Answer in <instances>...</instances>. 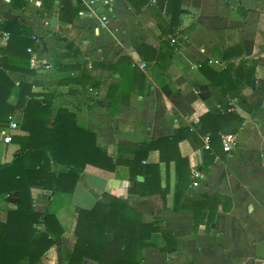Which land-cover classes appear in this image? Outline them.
I'll return each mask as SVG.
<instances>
[{"label": "crops", "instance_id": "1", "mask_svg": "<svg viewBox=\"0 0 264 264\" xmlns=\"http://www.w3.org/2000/svg\"><path fill=\"white\" fill-rule=\"evenodd\" d=\"M26 1L27 6L20 8L11 0H0V22L19 20L34 30L35 43L29 51L33 64L42 67L36 76L9 71L10 77L17 84L38 80L43 86L36 90L53 91L54 108L74 112L81 126L96 133L98 145L120 161L114 172L87 165L69 194L32 188L36 209L54 213L64 230L62 240L36 264H68L77 240L78 209L92 208L98 200H106L105 194L126 201L144 222H156L178 238L177 250L165 253L161 233H153L149 242L154 246L144 249L143 264H264V138H259L264 103L251 115L231 101L245 118L232 155H227L221 140L205 149L204 135L196 130L212 95L201 65L221 70L227 65L223 59L227 48L245 41L253 42L250 58L264 57V0H180V10L178 0H172L173 21L172 13L166 12L168 0L163 7V0H147L141 9H137L140 0H134L136 4L109 0L108 26L100 27L98 33L97 18L78 14L71 23L63 21L59 0L52 5ZM78 1L86 7V0ZM95 11L108 15L105 8ZM167 39L171 49L164 43ZM6 40L7 36L1 44ZM147 45L156 51L143 48L140 54L138 49ZM121 57L128 60L117 64ZM256 76L264 79L263 66H257ZM164 85L173 92L170 96L163 91ZM243 94L251 97L253 89L246 87ZM115 100L118 108L111 113ZM186 126L198 134L179 141V153L187 158L180 176L177 149L171 151L169 164L154 149L144 164L155 167L136 168L131 179L134 148ZM15 134L24 133L19 129ZM19 148L14 141L4 143L0 136V163L11 161ZM243 152L246 158L241 161ZM194 170L201 177H195ZM146 178L151 191L143 195ZM176 192L181 209L174 206ZM214 195L229 196L231 209L227 212V205L220 204L210 226L213 212L204 209L197 228L189 199ZM18 201L15 196H0V220Z\"/></svg>", "mask_w": 264, "mask_h": 264}, {"label": "trees", "instance_id": "2", "mask_svg": "<svg viewBox=\"0 0 264 264\" xmlns=\"http://www.w3.org/2000/svg\"><path fill=\"white\" fill-rule=\"evenodd\" d=\"M51 2L56 0H43ZM136 4L134 0H130ZM12 5L20 8L27 6L26 0H11ZM147 0H140L137 9ZM171 2H167V13L171 11ZM180 0L178 6L180 10ZM59 17L71 23L78 15L83 4L78 0H59ZM76 3V4H75ZM163 2H161L162 7ZM178 10V11H179ZM179 13H182L179 11ZM7 36L4 44L2 39ZM171 40H165L170 45ZM35 43V32L22 22H0V131L10 124V116L18 109H23L21 132L15 134L13 141L20 145L11 161L0 163V196L9 195L18 198L16 208L7 212L5 220H0V264H36L46 252L62 240L63 227L54 213L39 212L32 196V188L39 187L51 194L72 193L82 171L91 164L102 169L115 171L119 160H114L97 143L93 130L81 126L74 112L68 108H54L53 96L49 89L36 90L43 86L38 80L33 83H16L9 71H18L36 76L41 65L33 64V55L29 49ZM143 48L155 52L153 46ZM253 42L245 41L227 48L223 59L227 65L221 70H214L204 63L201 72L209 79L212 90L207 100L209 110L200 117L197 129L201 135L210 134L211 146L221 140L222 134H237L245 118L231 105L236 100L239 107L255 115L264 103V79L257 78L256 69L264 67V57L250 58ZM128 60L121 57L117 64ZM112 66V64H110ZM85 70V69H84ZM246 87L253 89L251 98L243 94ZM167 95L173 92L162 86ZM111 107V113L118 108V101ZM197 133L191 127L178 128L174 135L151 142H142L134 148L135 158L129 162L131 179L137 170H151L155 166L144 164L151 150H160L161 159L170 163L171 151L177 149V170L187 162L178 150L179 141L192 138ZM198 134V133H197ZM209 152V150H207ZM208 165V164H207ZM157 167V166H156ZM150 180L145 179L141 194L150 193ZM106 200H98L90 208H79L75 226L76 243L68 264H143L144 249L154 246L149 242L153 233H161L165 240L162 252L177 250L178 238L172 232L156 222H144L140 212L124 200L109 194ZM180 193L175 195V208ZM198 228L202 211L209 209L213 216L208 219L210 226L217 215L220 204L231 209L229 196H205V199L190 198ZM180 246V245H179Z\"/></svg>", "mask_w": 264, "mask_h": 264}, {"label": "built area", "instance_id": "3", "mask_svg": "<svg viewBox=\"0 0 264 264\" xmlns=\"http://www.w3.org/2000/svg\"><path fill=\"white\" fill-rule=\"evenodd\" d=\"M105 8V10L108 12L107 14H97L96 9L97 8ZM110 11H112V7L109 4V0H86V7L80 8L78 14L79 16H85V17H92L97 18L99 23L95 27V33L99 32L100 27H106L109 23ZM23 109H18L10 116V124L8 127L3 128L0 131L1 139L4 143L10 144L13 141V136L15 135V132L19 129H21V124L23 120ZM204 140V148L210 149L211 148V137L210 134H205L203 136ZM221 142L223 145V149L225 152H227L229 155H232V151L234 150V146L237 145V136L233 133H227L222 134L221 136ZM193 175L197 178L201 177V172L198 170L193 171ZM194 184H197V182H194Z\"/></svg>", "mask_w": 264, "mask_h": 264}, {"label": "rangeland", "instance_id": "4", "mask_svg": "<svg viewBox=\"0 0 264 264\" xmlns=\"http://www.w3.org/2000/svg\"><path fill=\"white\" fill-rule=\"evenodd\" d=\"M251 96H252V95H251ZM249 98H251V97H249ZM260 132L263 133V135L259 136V138H260V139H261V138H264V126H263L262 129H260ZM261 133H260V134H261ZM242 147L244 148L245 151L247 150V146H245L244 144H243ZM233 148H234V150H233L232 152L235 151L236 146H234ZM240 150H241V151H240V153H241V152H242V149H240ZM263 153H264V150H263ZM245 154H246V153H244V152H243V154H241V155H242V156H241V159H242L241 161H244V160H245V158H246V157L244 156ZM227 155H228V153H227ZM242 163H243V162H242Z\"/></svg>", "mask_w": 264, "mask_h": 264}, {"label": "water", "instance_id": "5", "mask_svg": "<svg viewBox=\"0 0 264 264\" xmlns=\"http://www.w3.org/2000/svg\"><path fill=\"white\" fill-rule=\"evenodd\" d=\"M52 22L55 23L56 22V18H53ZM45 212H47V208L45 209Z\"/></svg>", "mask_w": 264, "mask_h": 264}]
</instances>
